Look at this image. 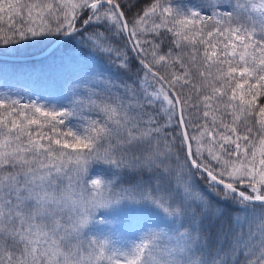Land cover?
<instances>
[{
    "label": "snow or ice",
    "instance_id": "1",
    "mask_svg": "<svg viewBox=\"0 0 264 264\" xmlns=\"http://www.w3.org/2000/svg\"><path fill=\"white\" fill-rule=\"evenodd\" d=\"M103 261L264 264V0H0V264Z\"/></svg>",
    "mask_w": 264,
    "mask_h": 264
},
{
    "label": "trees",
    "instance_id": "2",
    "mask_svg": "<svg viewBox=\"0 0 264 264\" xmlns=\"http://www.w3.org/2000/svg\"><path fill=\"white\" fill-rule=\"evenodd\" d=\"M201 0H174V6H198ZM49 44H41L23 50L21 55L27 56L36 54L45 49ZM54 51L47 55L42 60H5L9 64H15L19 66L20 72H35L47 74L52 69H47L46 60L53 57ZM107 63V62H105ZM94 178H101L106 180L111 176V169L107 166H101L95 169L93 173ZM124 181L128 180L127 176L123 177ZM140 217L138 216L135 208L128 205L118 206L107 210H101L95 216V221L92 225V232L96 236L100 237L103 235H109L116 239L127 238L136 235L140 227ZM102 264H108L107 261H103Z\"/></svg>",
    "mask_w": 264,
    "mask_h": 264
},
{
    "label": "rangeland",
    "instance_id": "3",
    "mask_svg": "<svg viewBox=\"0 0 264 264\" xmlns=\"http://www.w3.org/2000/svg\"><path fill=\"white\" fill-rule=\"evenodd\" d=\"M60 51H61L60 49L56 48L55 51H54L53 57H51L50 59L46 60L45 63H47V65H46L47 69H52V66L54 65V63L56 61V57L59 56Z\"/></svg>",
    "mask_w": 264,
    "mask_h": 264
},
{
    "label": "water",
    "instance_id": "4",
    "mask_svg": "<svg viewBox=\"0 0 264 264\" xmlns=\"http://www.w3.org/2000/svg\"><path fill=\"white\" fill-rule=\"evenodd\" d=\"M57 45L55 43H52L49 47H47L43 52L39 53L38 55L34 56L33 58H37V57H42L44 55H46L47 53H49L51 50H53ZM7 58V57H3Z\"/></svg>",
    "mask_w": 264,
    "mask_h": 264
}]
</instances>
